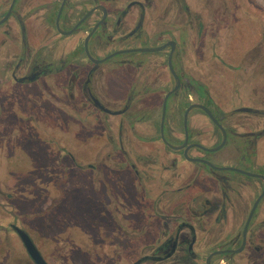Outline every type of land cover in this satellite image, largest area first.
<instances>
[{
	"label": "flooded vegetation",
	"instance_id": "1",
	"mask_svg": "<svg viewBox=\"0 0 264 264\" xmlns=\"http://www.w3.org/2000/svg\"><path fill=\"white\" fill-rule=\"evenodd\" d=\"M233 13L227 0H0L2 264H38L13 225L46 264H264V33L248 45ZM26 193L33 230L17 215ZM91 193L99 236L79 223L86 208L65 212L71 230L59 219Z\"/></svg>",
	"mask_w": 264,
	"mask_h": 264
},
{
	"label": "rangeland",
	"instance_id": "2",
	"mask_svg": "<svg viewBox=\"0 0 264 264\" xmlns=\"http://www.w3.org/2000/svg\"><path fill=\"white\" fill-rule=\"evenodd\" d=\"M227 1L231 6L232 12H234L233 13L234 19H233L232 26L236 27V30H237V28H239V25L241 23V19L243 18V19H245L246 22H248V24H245V25L247 28H249V31H252V30L255 31L253 34L254 37H251V38H253V40L252 39L247 40L248 45L251 44L252 41L257 40V37L258 38L260 37L262 32L264 33V0H227ZM246 45L247 44L244 45L243 49H239L240 52H242L245 48H247ZM242 67H243L245 73H247V74H250L254 70V65L252 63H249L248 60L246 61L245 65H242ZM259 71H260V76L262 77L264 75V61L262 62ZM60 117H61V119H63L62 114H60ZM35 135L37 136V134H35ZM41 137H43V133H41ZM42 140H43V142H41V140L38 138L37 144H32V145L35 146L36 148L41 147L44 151H46L48 153L49 158H50V156L54 158L56 156V153H53V151H52V150H54L52 147V144H55V142H51L52 144H48V143H50L49 141H47L45 139H42ZM27 142L31 143L30 141H27ZM21 155L23 157L21 160L23 162V164L29 163V161L31 159L30 153H28L27 151H23V152H21ZM43 159H45V158H43ZM37 162L40 163L39 160L35 161V163H37ZM44 167H45V169L48 170L49 162H46L44 164ZM44 175H45V177H46V175L48 176V171H45ZM21 180H25V178H21ZM6 181H8V179ZM9 181L13 184L19 183L18 178H12L11 177V178H9ZM26 181L28 182V185H29V183H31V185L34 186L35 182H36V178H27ZM36 195H37L38 200L43 199L44 190H43L42 185L37 187ZM36 195L32 194V193H28V194L26 193L24 198L23 197L17 198L16 202H17V204L19 203V207L17 208V209H19V210H17V213L19 212L17 214L18 216L19 215L21 216L24 212V209H25V206H23L21 203V199L28 201L30 203V205L33 206L35 201H36ZM48 195H50V194H48ZM48 195H47V197H49ZM19 196L21 197V194ZM22 196H24V194ZM92 199H93V195L91 193L90 199L89 200L87 199V202L84 204H82V202L79 203L77 199H74V201L71 199H67L66 202L61 205L59 212L62 214L59 216V219L61 220V222H65L67 229L71 230V225L78 222V221L75 222L72 218H70L71 215L73 214V209L75 211H79L81 208H86L88 210L89 214L81 217V218H85V219L81 220V218H80L79 223H80V225L83 226L84 229H86L88 231H90V229H91V233L93 230L94 234H96V232L98 230V225H99L97 223H98L99 216H100L99 215L100 207L95 206V205L92 206L91 204H88L89 201ZM32 206H28V207H32ZM71 208H72V211H70L71 215L69 217V215L66 214L65 212L69 211ZM23 215H24V218L21 217L20 221L23 223H26V224L27 223L30 224L31 228L33 230V225H34L33 220H32L33 219V213H29L27 217H25L26 214H23ZM74 217L77 219L76 215H74ZM65 218L68 220H65ZM10 222H11V217L8 214L7 210L3 209L0 206V230L2 229L3 226L8 225ZM1 223H3L4 225H1ZM59 229L60 228H58V230ZM55 231L56 230H53L52 232L55 233ZM98 234H99V232H97V236H99ZM60 235H62V241H60V243H62L64 240V237H65L64 232ZM1 243H3V242L1 241V238H0V244ZM10 244L13 246V248H12V246H11V248L14 249L13 254L15 256L19 254V251L23 250L22 247L20 246L18 240L13 236L10 237ZM55 249L58 250L61 248L56 247ZM63 249H66V247L64 246ZM1 254H3V253L0 252V255ZM3 258L4 257L1 256L0 264L3 263L2 262ZM58 258H60V257H58Z\"/></svg>",
	"mask_w": 264,
	"mask_h": 264
},
{
	"label": "water",
	"instance_id": "3",
	"mask_svg": "<svg viewBox=\"0 0 264 264\" xmlns=\"http://www.w3.org/2000/svg\"><path fill=\"white\" fill-rule=\"evenodd\" d=\"M13 228L14 230H16V232L20 235V237L24 241L26 248L30 253V255L32 256V258H34L38 264H46L39 250L37 249L31 237L29 236V234L24 229L20 228L17 225H13Z\"/></svg>",
	"mask_w": 264,
	"mask_h": 264
}]
</instances>
